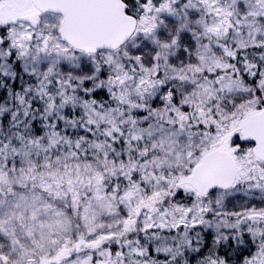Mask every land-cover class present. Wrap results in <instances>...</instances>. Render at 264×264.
Returning <instances> with one entry per match:
<instances>
[{
    "label": "snow or ice",
    "instance_id": "6c2138e0",
    "mask_svg": "<svg viewBox=\"0 0 264 264\" xmlns=\"http://www.w3.org/2000/svg\"><path fill=\"white\" fill-rule=\"evenodd\" d=\"M0 264H264V0H0Z\"/></svg>",
    "mask_w": 264,
    "mask_h": 264
}]
</instances>
